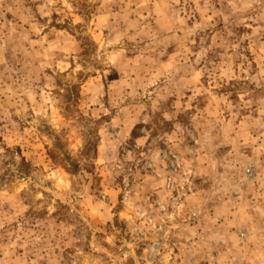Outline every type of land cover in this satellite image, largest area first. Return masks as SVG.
<instances>
[{
	"label": "rangeland",
	"instance_id": "374dc122",
	"mask_svg": "<svg viewBox=\"0 0 264 264\" xmlns=\"http://www.w3.org/2000/svg\"><path fill=\"white\" fill-rule=\"evenodd\" d=\"M0 264H264V0H0Z\"/></svg>",
	"mask_w": 264,
	"mask_h": 264
},
{
	"label": "trees",
	"instance_id": "16d2710c",
	"mask_svg": "<svg viewBox=\"0 0 264 264\" xmlns=\"http://www.w3.org/2000/svg\"><path fill=\"white\" fill-rule=\"evenodd\" d=\"M50 154H52L51 152H50ZM53 155V154H52ZM65 158H66V160L67 161H69V165H70V168H67L68 166H65V169L69 172V173H76L77 171H78V169H79V166H78V164L74 161V160H72L68 155H66L65 156ZM29 163L28 162H26V160L22 157L21 158V163H20V165H21V167L23 166H25V167H28L29 165H28ZM65 165V164H64Z\"/></svg>",
	"mask_w": 264,
	"mask_h": 264
}]
</instances>
